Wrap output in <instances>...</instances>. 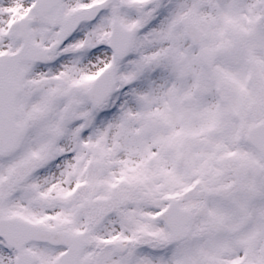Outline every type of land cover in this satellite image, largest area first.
I'll use <instances>...</instances> for the list:
<instances>
[{"label": "snow or ice", "instance_id": "snow-or-ice-1", "mask_svg": "<svg viewBox=\"0 0 264 264\" xmlns=\"http://www.w3.org/2000/svg\"><path fill=\"white\" fill-rule=\"evenodd\" d=\"M0 264H264V0H0Z\"/></svg>", "mask_w": 264, "mask_h": 264}]
</instances>
